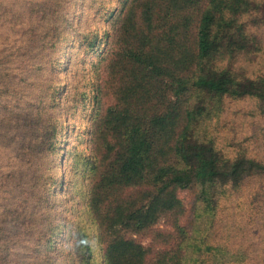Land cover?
<instances>
[{
  "label": "trees",
  "instance_id": "1",
  "mask_svg": "<svg viewBox=\"0 0 264 264\" xmlns=\"http://www.w3.org/2000/svg\"><path fill=\"white\" fill-rule=\"evenodd\" d=\"M109 16L115 20L112 30L87 32L82 39L87 51L102 52L105 71L81 95L95 106L89 126L93 152L83 161L90 178L84 214L93 237L87 221L77 222L72 240L62 235L59 241L58 249L67 240L63 257L52 256L57 224L50 216L45 232L33 231V248L38 252L43 243V256L23 264H96L100 252L99 264H242L243 248L211 242L207 224L228 190L264 176V126L232 150L223 145L229 135L218 131L226 102L233 99L250 98L264 116V71L254 68L263 46L264 0H121ZM51 31L58 41L56 26ZM47 90L51 111L39 104L27 110L30 126L46 122L29 150L46 162L51 191L64 190L48 158L58 148L54 80ZM108 95L112 101L105 100ZM19 146L26 149L21 141ZM41 176L38 168L30 175L31 187L40 192ZM8 210L0 224L13 220L24 226L19 210ZM11 213L16 217L9 218ZM161 221L169 231L156 232ZM1 227L0 264H11L15 226ZM147 231L154 240L145 245L136 236Z\"/></svg>",
  "mask_w": 264,
  "mask_h": 264
},
{
  "label": "rangeland",
  "instance_id": "2",
  "mask_svg": "<svg viewBox=\"0 0 264 264\" xmlns=\"http://www.w3.org/2000/svg\"><path fill=\"white\" fill-rule=\"evenodd\" d=\"M120 1L0 0V220L11 206L26 219L24 226L12 219L0 224L7 228L15 226L9 235L11 264L32 263L43 256V243L39 244L38 252L33 248L36 244L34 232L40 227L45 232L50 216H54L57 224L56 245L50 250L52 256L63 257L64 245L72 240L77 224L83 221H87L86 230L93 237L94 226L85 215L90 178L83 161L93 152L89 126L95 106L90 100L84 102L81 95L89 92L94 82L99 83L105 71L99 63L102 52L96 55L87 51L82 39L87 32L98 30L101 34L104 30H112L115 20L107 14L111 9L115 11ZM106 8L108 11L104 13ZM53 25L59 34L58 41L52 38ZM260 32L263 46L255 58L257 73L264 71V25ZM52 80L56 87L54 96L59 102L54 109L59 123L58 148L48 158L54 160L52 165L58 183L64 181V190L55 186L53 191L46 179V162L37 160L29 150L41 139L46 122L30 126L32 114L27 111L38 104L41 107L49 104L47 89ZM110 98L108 95L105 100L112 101ZM51 107L47 105V110L51 111ZM262 126L264 116L258 114L255 101L233 99L226 102L218 131L222 136L229 135L223 145L232 150L233 144L240 141L244 145L245 138L252 137ZM246 140L252 149L253 141ZM20 141L26 146L25 150H19ZM260 151L264 155V150ZM36 168L42 172L39 183L44 190L41 192L31 187L34 178L30 175ZM228 195L214 214L211 227L207 224L209 240L234 249L242 247V264H264V176L246 180L239 190H228ZM181 196L185 201L191 200L190 193ZM8 217L16 215L11 213ZM154 228L156 232H165L170 230V225L161 221ZM15 230L18 231L14 234ZM62 235L67 240L63 239V247L58 249ZM153 235L147 231L136 238L148 245L154 240ZM93 244L98 247L96 239ZM96 255V264H99L102 252Z\"/></svg>",
  "mask_w": 264,
  "mask_h": 264
}]
</instances>
